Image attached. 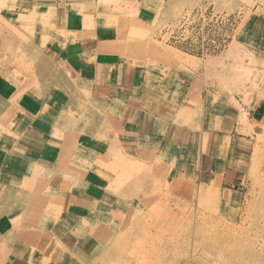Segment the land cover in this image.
<instances>
[{"label": "rangeland", "instance_id": "obj_1", "mask_svg": "<svg viewBox=\"0 0 264 264\" xmlns=\"http://www.w3.org/2000/svg\"><path fill=\"white\" fill-rule=\"evenodd\" d=\"M10 1L0 0V7ZM102 2L107 11L103 20L110 23L103 26L114 38L111 48L145 75L148 89L158 84L163 93L176 92L191 84L178 92V100L186 101L178 105L164 100L187 131L206 127L213 133L220 120L217 114L227 109L228 121H237L233 134L249 139L235 140L230 147V142L206 138L207 153H139L145 147L134 146L101 153L98 161L73 159L52 189V201L58 204L67 190L68 197L79 192L75 181L93 169L100 188L118 199V215L112 222V204L101 203L96 215L101 225L94 239L80 237L93 221L80 230L69 223L77 242L64 247L53 241L52 260L46 263L231 264L225 249L239 246L249 255L247 264H264V0ZM3 18L0 12V42L9 45L2 47L6 55L1 62L9 66L24 45L19 38L1 34L8 28ZM53 29L45 26L44 31L49 36ZM28 66L22 73L34 80L31 89L53 83L66 94L62 144L73 146L75 135L91 137L103 126L114 131V121L103 116L100 105L77 81L52 65L44 50L35 65ZM144 98H152L151 109L160 106L157 95L146 91ZM53 210L57 215L63 211L60 205Z\"/></svg>", "mask_w": 264, "mask_h": 264}, {"label": "crops", "instance_id": "obj_2", "mask_svg": "<svg viewBox=\"0 0 264 264\" xmlns=\"http://www.w3.org/2000/svg\"><path fill=\"white\" fill-rule=\"evenodd\" d=\"M5 3L0 12L8 28L2 29L1 34L19 38L24 46L9 66H4L1 60L6 54L2 47L9 44L0 42V264L51 262L54 242L64 247L77 242L75 228H69V223L78 225L80 230L85 228V222L93 221L89 231L80 237L94 239V232H99L97 227L101 225L97 218L101 203L112 204V222L116 220L118 199L100 188L94 177L97 170L90 169L82 180L75 181L79 192L72 197H68L67 190L58 204L52 201V189L65 176V168L73 159L80 158L84 163L98 161L101 153H119L118 148L134 146L145 147L139 153H207L209 148L203 147L205 140L227 141L231 147L235 140L249 139L245 134H233L237 121H228L227 109L217 114L220 120L213 133L206 127L187 131L182 120L165 108L168 104L164 105V100L168 98L178 105L186 101L178 100V92L187 91L191 84H186V88L179 86L176 92L174 89L163 93L158 84L148 89L144 85L145 75L132 69L111 48L114 38L103 26L109 22L102 17L107 15L102 0ZM45 26L54 28L49 32V41ZM75 36L77 40H73ZM43 50L52 65L62 68L100 105L103 116L114 121V131L103 126L98 132L103 137L98 133L91 137L79 134L74 136L73 146L62 144L65 135L60 125L67 111L64 90H56L53 83H46L40 90L31 89L34 80L28 81L22 73L29 69V64L35 65ZM146 91L160 98V106L157 103L155 110L151 109L152 98H144ZM55 205L62 207L61 214L53 210Z\"/></svg>", "mask_w": 264, "mask_h": 264}, {"label": "bare ground", "instance_id": "obj_3", "mask_svg": "<svg viewBox=\"0 0 264 264\" xmlns=\"http://www.w3.org/2000/svg\"><path fill=\"white\" fill-rule=\"evenodd\" d=\"M72 117V116H71ZM108 166H111V165H108ZM111 168H113L112 166H111ZM264 227V226H263ZM155 229V228H154ZM154 229H153V231H154ZM156 230V229H155ZM156 231H159L158 229L156 230ZM216 232V231H215ZM148 233V232H147ZM149 233H150V231H149ZM151 234V233H150ZM149 235V234H148ZM158 235H160V234H158ZM118 236H121V235H117V237ZM155 236V235H154ZM116 237V236H115ZM122 237V236H121ZM120 237V238H121ZM152 237H153V235H152ZM159 237V236H158ZM175 237H176V235H175ZM178 237V236H177ZM123 238V237H122ZM121 238V239H122ZM165 238V237H164ZM115 239H117V238H115ZM115 239H114V241H115ZM157 240H158V238H157ZM164 241H165V239H164ZM120 242H121V240H120ZM160 242V241H159ZM163 242V241H162ZM174 242V241H173ZM161 244V243H160ZM259 244V243H258ZM261 245V244H260ZM159 247V246H158ZM239 247V246H238ZM238 247L237 248H230V249H225V252L227 253V260H229V261H231V264H247L246 263V256H249L247 253H245V251H244V248H241V247H239L240 249H238ZM143 248H144V246H143ZM145 249V248H144ZM148 249V248H147ZM242 249V250H241ZM150 250H151V248H150ZM256 250V249H255ZM145 252H147V254H149V252L150 251H148V250H144ZM152 251V250H151ZM254 251H252L251 252V254L253 253ZM155 253V252H154ZM158 253H160V251L158 252ZM255 253V252H254ZM257 253V252H256ZM152 253H150V255H151ZM209 254V253H208ZM254 255V254H253ZM201 256V255H200ZM204 256V255H203ZM202 256V257H203ZM207 256H209V255H207ZM201 258V257H200ZM207 258V257H206ZM255 258H257L256 256H255ZM198 259H199V257H198ZM146 261V260H145ZM180 261V260H179ZM196 261H197V259H196ZM203 261H205V259L203 260ZM250 261V260H249ZM155 261H153L152 263H154ZM189 263V262H188ZM204 263V262H203ZM142 264V263H141Z\"/></svg>", "mask_w": 264, "mask_h": 264}]
</instances>
